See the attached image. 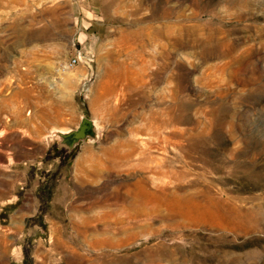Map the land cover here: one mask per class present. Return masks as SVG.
Instances as JSON below:
<instances>
[{
  "label": "rangeland",
  "instance_id": "obj_1",
  "mask_svg": "<svg viewBox=\"0 0 264 264\" xmlns=\"http://www.w3.org/2000/svg\"><path fill=\"white\" fill-rule=\"evenodd\" d=\"M0 264H264V0H0Z\"/></svg>",
  "mask_w": 264,
  "mask_h": 264
},
{
  "label": "water",
  "instance_id": "obj_2",
  "mask_svg": "<svg viewBox=\"0 0 264 264\" xmlns=\"http://www.w3.org/2000/svg\"><path fill=\"white\" fill-rule=\"evenodd\" d=\"M79 58L81 62H85L90 67L91 73H93L94 58L84 53H81ZM48 138L56 139L57 147L70 153L86 142L98 143L102 138V128L95 118L83 114L75 127L52 128Z\"/></svg>",
  "mask_w": 264,
  "mask_h": 264
},
{
  "label": "built area",
  "instance_id": "obj_3",
  "mask_svg": "<svg viewBox=\"0 0 264 264\" xmlns=\"http://www.w3.org/2000/svg\"><path fill=\"white\" fill-rule=\"evenodd\" d=\"M81 52L76 53L74 56L70 57L68 61L62 66V70L66 71L67 69L75 67L78 63L81 62L80 60Z\"/></svg>",
  "mask_w": 264,
  "mask_h": 264
}]
</instances>
